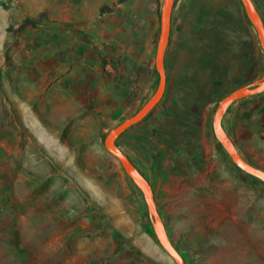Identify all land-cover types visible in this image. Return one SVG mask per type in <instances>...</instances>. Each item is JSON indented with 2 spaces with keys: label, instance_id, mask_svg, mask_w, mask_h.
<instances>
[{
  "label": "rangeland",
  "instance_id": "obj_1",
  "mask_svg": "<svg viewBox=\"0 0 264 264\" xmlns=\"http://www.w3.org/2000/svg\"><path fill=\"white\" fill-rule=\"evenodd\" d=\"M253 2L264 22V0ZM22 7L0 0L5 59L13 36L39 21ZM193 9L189 18L175 12L163 99L117 144L151 184L185 264H264V184L230 161L212 130L219 101L264 76V53L239 0H198ZM150 72L132 78L111 113L79 124L84 133L38 112L35 124L60 135L57 152L15 109L0 67V264H175L140 191L103 144L154 93V63ZM223 127L264 170V93L233 104Z\"/></svg>",
  "mask_w": 264,
  "mask_h": 264
},
{
  "label": "crops",
  "instance_id": "obj_2",
  "mask_svg": "<svg viewBox=\"0 0 264 264\" xmlns=\"http://www.w3.org/2000/svg\"><path fill=\"white\" fill-rule=\"evenodd\" d=\"M13 1L22 4L24 17L39 21L13 36L6 59L1 38L0 67L6 63L8 96L38 141L33 130L42 134L41 145L62 143L47 125L35 124L38 112L84 133L79 124L106 108L111 113L134 76H150L163 0ZM197 2L175 0L166 52L176 10L192 17Z\"/></svg>",
  "mask_w": 264,
  "mask_h": 264
},
{
  "label": "water",
  "instance_id": "obj_3",
  "mask_svg": "<svg viewBox=\"0 0 264 264\" xmlns=\"http://www.w3.org/2000/svg\"><path fill=\"white\" fill-rule=\"evenodd\" d=\"M244 12L252 25L258 39L259 46L264 53V22L257 10L253 0H239ZM175 0H163L159 11V31L155 48L154 69L157 74V85L154 93L133 115L124 119L117 126L109 130L103 144L105 150L112 155L122 167L124 173L140 191L147 208L148 217L157 241L163 251L173 260L175 264H185L182 255L170 240L162 217L156 205L154 192L149 181L131 162L129 157L117 146V140L130 128L138 125L161 102L166 90V70L164 65L165 54L171 34V16ZM264 93V76L249 85L238 87L224 96L215 109L212 118V130L215 139L229 157L230 161L242 172L250 175L264 184V170L248 163L239 153L233 141L223 127V118L228 109L236 102L245 98L254 97ZM244 113L243 117H247Z\"/></svg>",
  "mask_w": 264,
  "mask_h": 264
},
{
  "label": "bare ground",
  "instance_id": "obj_4",
  "mask_svg": "<svg viewBox=\"0 0 264 264\" xmlns=\"http://www.w3.org/2000/svg\"><path fill=\"white\" fill-rule=\"evenodd\" d=\"M34 133H36L38 135L39 141H42V134L39 133V131L37 130V128H35L33 130ZM36 136V135H35ZM43 142V141H42ZM44 146L52 151H57L58 152V146L55 144L49 145V144H44Z\"/></svg>",
  "mask_w": 264,
  "mask_h": 264
},
{
  "label": "flooded vegetation",
  "instance_id": "obj_5",
  "mask_svg": "<svg viewBox=\"0 0 264 264\" xmlns=\"http://www.w3.org/2000/svg\"><path fill=\"white\" fill-rule=\"evenodd\" d=\"M207 29H210V27L208 26V28ZM166 55V54H165ZM164 65H165V70H166V88H167V84H168V78H169V68H168V65H167V62H166V60H164ZM166 91V90H165ZM165 94V93H164ZM164 97V96H163ZM163 99V98H162ZM126 133V132H125ZM124 133V134H125ZM123 134V135H124ZM122 135V136H123Z\"/></svg>",
  "mask_w": 264,
  "mask_h": 264
},
{
  "label": "trees",
  "instance_id": "obj_6",
  "mask_svg": "<svg viewBox=\"0 0 264 264\" xmlns=\"http://www.w3.org/2000/svg\"><path fill=\"white\" fill-rule=\"evenodd\" d=\"M31 26H34V25H31ZM117 146H118V144H117ZM142 174V173H141ZM143 175V174H142ZM144 176V175H143ZM145 177V176H144ZM153 189V188H152ZM116 238H118V235L117 234H115L114 235Z\"/></svg>",
  "mask_w": 264,
  "mask_h": 264
}]
</instances>
